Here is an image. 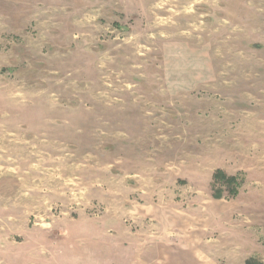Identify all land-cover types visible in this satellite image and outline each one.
I'll use <instances>...</instances> for the list:
<instances>
[{
  "label": "rangeland",
  "instance_id": "rangeland-1",
  "mask_svg": "<svg viewBox=\"0 0 264 264\" xmlns=\"http://www.w3.org/2000/svg\"><path fill=\"white\" fill-rule=\"evenodd\" d=\"M249 259L264 0H0V264Z\"/></svg>",
  "mask_w": 264,
  "mask_h": 264
},
{
  "label": "trees",
  "instance_id": "trees-1",
  "mask_svg": "<svg viewBox=\"0 0 264 264\" xmlns=\"http://www.w3.org/2000/svg\"><path fill=\"white\" fill-rule=\"evenodd\" d=\"M214 181L221 182L224 185H226L227 188H229V192L231 193V196L234 197L237 195V191L235 189L238 186L236 177H227L223 172L217 171L214 175ZM218 196L219 194L216 193V197ZM245 264H261V263L255 259H249L245 262Z\"/></svg>",
  "mask_w": 264,
  "mask_h": 264
},
{
  "label": "crops",
  "instance_id": "crops-1",
  "mask_svg": "<svg viewBox=\"0 0 264 264\" xmlns=\"http://www.w3.org/2000/svg\"><path fill=\"white\" fill-rule=\"evenodd\" d=\"M134 211V210H133ZM128 213L132 214V211L130 210ZM159 243H156L155 245H158ZM159 246V245H158ZM156 263V262H155Z\"/></svg>",
  "mask_w": 264,
  "mask_h": 264
}]
</instances>
